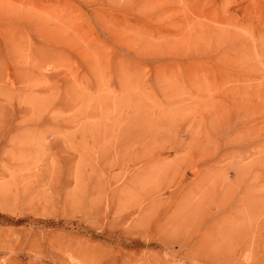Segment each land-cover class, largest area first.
<instances>
[{
	"label": "rangeland",
	"instance_id": "obj_1",
	"mask_svg": "<svg viewBox=\"0 0 264 264\" xmlns=\"http://www.w3.org/2000/svg\"><path fill=\"white\" fill-rule=\"evenodd\" d=\"M0 264H264V0H0Z\"/></svg>",
	"mask_w": 264,
	"mask_h": 264
},
{
	"label": "bare ground",
	"instance_id": "obj_2",
	"mask_svg": "<svg viewBox=\"0 0 264 264\" xmlns=\"http://www.w3.org/2000/svg\"><path fill=\"white\" fill-rule=\"evenodd\" d=\"M20 142V141H19ZM27 142V141H26ZM21 143H23V142H21ZM25 143V142H24ZM24 145V144H23ZM43 149V148H42ZM243 206V205H242ZM244 209H246V208H244ZM241 210V209H240ZM239 212V211H238ZM186 227L187 226V222L185 223V224H180L178 227H175L176 229H174L175 231L174 232H176L177 234H180L181 233V229L183 228V227ZM184 227V228H185ZM205 237H207V235L205 236Z\"/></svg>",
	"mask_w": 264,
	"mask_h": 264
}]
</instances>
